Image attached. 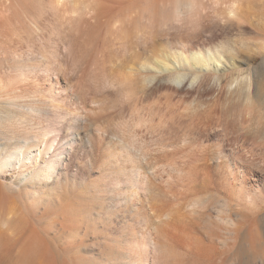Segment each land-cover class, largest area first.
<instances>
[{
    "label": "rangeland",
    "instance_id": "obj_1",
    "mask_svg": "<svg viewBox=\"0 0 264 264\" xmlns=\"http://www.w3.org/2000/svg\"><path fill=\"white\" fill-rule=\"evenodd\" d=\"M0 3V96L64 161L23 264H264V111L227 95L251 78L264 105V0ZM215 49L219 79L161 69Z\"/></svg>",
    "mask_w": 264,
    "mask_h": 264
},
{
    "label": "bare ground",
    "instance_id": "obj_2",
    "mask_svg": "<svg viewBox=\"0 0 264 264\" xmlns=\"http://www.w3.org/2000/svg\"><path fill=\"white\" fill-rule=\"evenodd\" d=\"M4 4L0 3L2 12L3 8L6 10ZM229 52L226 51V54L222 49H215L206 53L193 51L190 55L179 53L175 56L176 61L172 64L163 62L161 69L177 84H182L189 74L191 80L187 79L191 85L205 73L212 72L219 79L221 74L237 66ZM236 79L233 77L227 82L228 99H236L241 105L250 109L253 106L262 113L264 105L261 93L255 88L251 78L245 79L239 85ZM19 98L17 94L10 93L5 97L0 96V264H23L37 256L31 246L37 237L28 225L33 223L30 219L32 217L29 220L26 213L34 215L40 204L51 203L49 186L53 183L59 184L65 174L60 177L64 163L63 152L53 150L55 138L50 133L55 129L35 123V113H39L40 109L34 105L20 107L17 102ZM196 160L205 162L213 160V157ZM13 230L17 231L9 233ZM42 264H49L48 260Z\"/></svg>",
    "mask_w": 264,
    "mask_h": 264
}]
</instances>
